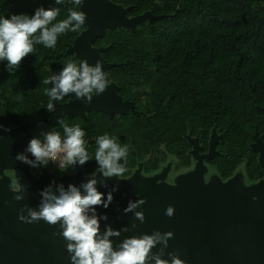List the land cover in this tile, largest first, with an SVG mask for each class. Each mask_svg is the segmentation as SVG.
Segmentation results:
<instances>
[{
    "label": "trees",
    "instance_id": "obj_1",
    "mask_svg": "<svg viewBox=\"0 0 264 264\" xmlns=\"http://www.w3.org/2000/svg\"><path fill=\"white\" fill-rule=\"evenodd\" d=\"M133 6L130 15L152 11L161 18L144 22L135 30L107 31L95 45L108 46L102 53L116 65L108 70L123 99L135 102V110L113 117L91 110L86 119L64 117L70 127L84 132L91 159L81 168L96 172V138L107 134L129 145V176L143 163V171L158 170L175 153L187 151L183 133L200 130L204 137L216 125L233 149L232 158L248 147L256 123L261 129L264 111V0H112ZM59 8L55 22L67 18L68 9L79 11L72 0H0V17L32 16L37 8ZM79 32L58 37L54 49L35 45L14 72L0 61V114L10 113L11 126L44 115L49 97L42 80L68 63L79 66L67 52ZM76 98L66 96L62 101ZM56 132L63 136L60 123ZM163 148V149H162ZM182 158V157H181Z\"/></svg>",
    "mask_w": 264,
    "mask_h": 264
},
{
    "label": "water",
    "instance_id": "obj_2",
    "mask_svg": "<svg viewBox=\"0 0 264 264\" xmlns=\"http://www.w3.org/2000/svg\"><path fill=\"white\" fill-rule=\"evenodd\" d=\"M132 7L112 0H85L79 8L87 14L85 28L68 46L67 52L73 54L75 60L86 59L93 66L97 60L101 61L111 81L102 95L93 96L91 104L76 98L65 102L53 101V112L47 111L18 126H11L14 119L9 112L5 116L0 114V125L11 129L9 132L0 130V264H71L66 242L54 235L59 226H49L42 220L23 223L18 214L24 205L37 209L41 190L53 182L52 191L57 195L56 184H63L65 190L73 184L83 191L81 184L93 174L86 175L78 168L55 178L52 169L42 166L36 176L31 166L17 161L15 157L24 152L32 138L43 139L44 134L56 131L55 126L64 117L86 119L91 110L113 117L115 113L135 110L134 102L122 98L119 86L109 76L108 70L116 64L108 62L102 53L111 45H95L107 31L118 28L135 30L146 21L162 17L150 10L130 15ZM197 140L189 139L194 149L198 147ZM260 141L261 138H257L256 144ZM254 149L260 151V159L264 160V145ZM191 152L197 159L195 168L176 175L172 184L166 181L170 165L160 172L145 175L142 163L131 175L123 178L127 180L113 177L106 181L107 187L98 183L96 187L104 194L105 200L110 191L113 196L106 209L103 206L96 209L98 216H107V220H100L101 233L108 226L120 231L119 236L110 238L116 246L126 237L171 231L174 238L168 242L165 259H170L167 253L176 252L185 264H264V178L249 185L238 176L224 181L213 175L206 180V168L201 161L209 155H198L196 149ZM24 154L30 158L29 153ZM5 171H11V175ZM94 173L98 180L103 179L99 173ZM16 178L23 190L24 199L21 201L14 199L21 193L10 190L11 180ZM113 188L117 190L112 191ZM138 199L146 200L135 210L144 213L143 223L135 219L133 212H124L129 201ZM169 205L175 209L172 217L165 215ZM133 223L136 228H132ZM125 227L129 229L126 232L122 231ZM158 250L159 246L153 252Z\"/></svg>",
    "mask_w": 264,
    "mask_h": 264
},
{
    "label": "clouds",
    "instance_id": "obj_3",
    "mask_svg": "<svg viewBox=\"0 0 264 264\" xmlns=\"http://www.w3.org/2000/svg\"><path fill=\"white\" fill-rule=\"evenodd\" d=\"M84 2L85 0H72L80 9ZM55 3L62 5L65 0H55ZM59 14V8L40 7L32 16L20 14L12 15L10 18L0 17V61L7 62L9 72L19 68L23 59L35 51V45L54 49L59 36L69 31L79 32L87 19L84 11L69 8L67 18L54 23ZM42 83L52 85L44 89L49 97L47 111L51 113L55 110L53 101L60 102L70 95H74L85 104H91L93 96L102 95L111 81L103 70L101 61L97 60L93 66L85 59L80 61L79 66L68 62L58 74L44 78ZM58 123L62 125L63 138L56 131L44 134L43 140L32 138L24 152L18 153L15 159L32 168L47 167L49 161H58L61 172L66 171L69 166H83L88 162L91 157L86 149L85 132L78 125L70 127L61 119ZM0 130L11 131L3 125H0ZM95 144L96 172L103 179L98 180L96 173H93L91 178L81 184L83 191L73 184H69L67 190L63 184H56L58 195L52 191L55 184L53 182L41 190L38 208L33 209L24 205L19 210L18 219L27 224L42 220L49 226H59V231L54 235L62 237L66 242L71 264H185L176 252L167 253L170 259L163 258L169 240L174 238L171 231L165 233L155 231L152 234L126 237L116 246L110 238L119 236L120 231L108 226L101 233L100 220H107V216H98L96 209L100 206L106 209L113 196L110 191L105 200L104 194L98 191L96 185L99 183L107 187L106 181L113 177L127 180L123 177L128 171L129 145H121L116 138L107 134L98 136ZM25 152L32 158L25 155ZM10 190L21 193L14 197L16 201L24 199L22 186L17 178L11 180ZM115 190L117 189H112ZM145 203V199L129 201L124 212H133L135 219L143 223L144 213L135 210ZM174 214V207L169 205L165 215L172 217ZM136 227L133 223L132 228ZM128 230L127 227L122 229L125 232ZM158 246L159 250L153 252Z\"/></svg>",
    "mask_w": 264,
    "mask_h": 264
},
{
    "label": "flooded vegetation",
    "instance_id": "obj_4",
    "mask_svg": "<svg viewBox=\"0 0 264 264\" xmlns=\"http://www.w3.org/2000/svg\"><path fill=\"white\" fill-rule=\"evenodd\" d=\"M119 91H120V87H119ZM134 105L136 108L135 102ZM255 106L257 108H260L262 111H264L263 108L264 103H262V105H255ZM127 111L139 112V110H132V109H128ZM5 115H7V113ZM260 118L264 120V114L263 117ZM224 134H225L224 131L221 128L217 127L216 125L209 128L206 137L203 136L200 130H197L195 133L192 132L183 133V137L186 138L188 147L184 155H181L180 153V156L182 158L174 153L171 156L172 160H167L165 163L161 165V167L158 170L151 173H145L143 171V166H142V173L145 175H151L160 172L164 167L170 165V168L167 171L166 181L172 184L174 182V178L176 175L191 171L195 168L197 159L194 158L191 151L196 149V154L198 153V155H202V154L209 155V157L204 156L201 161L202 166H205L206 168V173L204 174L206 180H209L213 175L219 176L224 181L233 178L235 176H238L237 178H240L246 185H249V184L257 183L259 180L263 179L264 160L260 159V151L255 150L254 148H256L260 144L264 145V126L260 129L256 123L253 124V129L250 132V138L247 143L249 150L247 148H244L245 152L243 153V151H241L240 155H238L236 158L231 157L233 153V149L229 147L227 145L228 142L223 139ZM188 138L190 140L198 139L197 145L198 147H200V149L197 146L194 149V145L189 141ZM257 138H261V141L256 144ZM5 173L11 175V171H5ZM35 175L37 176V174Z\"/></svg>",
    "mask_w": 264,
    "mask_h": 264
},
{
    "label": "rangeland",
    "instance_id": "obj_5",
    "mask_svg": "<svg viewBox=\"0 0 264 264\" xmlns=\"http://www.w3.org/2000/svg\"><path fill=\"white\" fill-rule=\"evenodd\" d=\"M32 169H33L34 173L37 174L38 168H32ZM74 170H75V168L71 167L64 172H61L60 170H54L53 173L55 174V176H54L55 178H59L62 174L69 173V172H72Z\"/></svg>",
    "mask_w": 264,
    "mask_h": 264
},
{
    "label": "built area",
    "instance_id": "obj_6",
    "mask_svg": "<svg viewBox=\"0 0 264 264\" xmlns=\"http://www.w3.org/2000/svg\"><path fill=\"white\" fill-rule=\"evenodd\" d=\"M39 139H40V138H39ZM41 140H43V139H41ZM31 158H32V157H31V155H30V159H31ZM48 164H49V165H48L47 167L50 168V169H52L53 171H54V170H60V169H59L58 161H57V162L49 161ZM67 169H69V167H68Z\"/></svg>",
    "mask_w": 264,
    "mask_h": 264
}]
</instances>
